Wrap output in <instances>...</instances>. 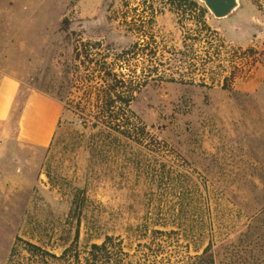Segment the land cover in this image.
Segmentation results:
<instances>
[{"label":"rangeland","instance_id":"obj_1","mask_svg":"<svg viewBox=\"0 0 264 264\" xmlns=\"http://www.w3.org/2000/svg\"><path fill=\"white\" fill-rule=\"evenodd\" d=\"M239 1L217 20L198 0H0V75L21 86L0 123V264L246 256L264 232V0ZM33 90L63 105L47 148L17 141Z\"/></svg>","mask_w":264,"mask_h":264},{"label":"crops","instance_id":"obj_2","mask_svg":"<svg viewBox=\"0 0 264 264\" xmlns=\"http://www.w3.org/2000/svg\"><path fill=\"white\" fill-rule=\"evenodd\" d=\"M21 92L19 80L0 75V123H7ZM63 117L62 102L51 95L31 91L18 119L17 141L39 148L49 147Z\"/></svg>","mask_w":264,"mask_h":264},{"label":"trees","instance_id":"obj_3","mask_svg":"<svg viewBox=\"0 0 264 264\" xmlns=\"http://www.w3.org/2000/svg\"><path fill=\"white\" fill-rule=\"evenodd\" d=\"M27 97L24 99L23 104L19 109V116L26 103ZM249 230L250 231H247L242 235V238H245L248 242L245 246L248 249V251L246 250L245 257L236 254L224 263L218 262L217 257L213 252L214 245L210 243L202 254L189 256V262L187 264H264V232L256 233V229L251 230V228ZM95 248H98V246H95ZM92 264H97V262H93Z\"/></svg>","mask_w":264,"mask_h":264},{"label":"water","instance_id":"obj_4","mask_svg":"<svg viewBox=\"0 0 264 264\" xmlns=\"http://www.w3.org/2000/svg\"><path fill=\"white\" fill-rule=\"evenodd\" d=\"M205 5L209 13L217 20L226 19L240 9L239 0H198Z\"/></svg>","mask_w":264,"mask_h":264},{"label":"flooded vegetation","instance_id":"obj_5","mask_svg":"<svg viewBox=\"0 0 264 264\" xmlns=\"http://www.w3.org/2000/svg\"><path fill=\"white\" fill-rule=\"evenodd\" d=\"M185 1V0H184Z\"/></svg>","mask_w":264,"mask_h":264}]
</instances>
